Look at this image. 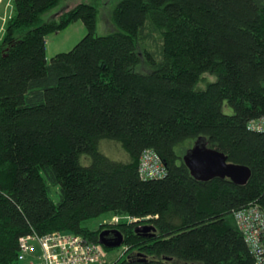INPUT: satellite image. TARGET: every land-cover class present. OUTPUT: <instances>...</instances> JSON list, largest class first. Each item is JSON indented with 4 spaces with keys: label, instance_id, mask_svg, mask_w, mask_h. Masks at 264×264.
<instances>
[{
    "label": "trees",
    "instance_id": "1",
    "mask_svg": "<svg viewBox=\"0 0 264 264\" xmlns=\"http://www.w3.org/2000/svg\"><path fill=\"white\" fill-rule=\"evenodd\" d=\"M63 1L12 0L0 41V264H19L23 236L101 245L105 227L125 238L105 264H256L235 212L264 210V132L249 127L264 116V0H118L103 35V0L45 18ZM77 21L85 36L48 59L47 37ZM199 137L248 182L194 178L182 153ZM148 150L164 177L141 176ZM145 218L154 236L136 232Z\"/></svg>",
    "mask_w": 264,
    "mask_h": 264
},
{
    "label": "built area",
    "instance_id": "2",
    "mask_svg": "<svg viewBox=\"0 0 264 264\" xmlns=\"http://www.w3.org/2000/svg\"><path fill=\"white\" fill-rule=\"evenodd\" d=\"M249 127L264 132V116L251 121ZM140 174L144 179L162 178L166 169L159 156L148 150L142 156ZM235 219L255 263L264 264V210L250 205L237 210ZM121 220L119 216L111 218L112 224ZM18 260L19 264H105L110 259L109 253L99 244L87 242L79 235L54 232L21 237Z\"/></svg>",
    "mask_w": 264,
    "mask_h": 264
},
{
    "label": "rangeland",
    "instance_id": "3",
    "mask_svg": "<svg viewBox=\"0 0 264 264\" xmlns=\"http://www.w3.org/2000/svg\"><path fill=\"white\" fill-rule=\"evenodd\" d=\"M86 0H64L60 3V5L54 9L50 14L46 15L45 18L50 17L54 13L61 12L67 8L73 7L79 2H84ZM118 0H103L100 3V14L98 18V30L97 33L99 35L107 34L111 30H109L110 26L109 23V15L112 12L117 4ZM12 14V0H2L0 2V39L2 37V28L5 26L6 21L9 19L10 15ZM109 30V31H107ZM86 34V29L84 24L81 21H77L70 25L66 30L52 33L47 37L46 45H47V56L48 59H51L58 53L68 52L71 50ZM229 110L228 108H226ZM194 142L190 143L192 147ZM188 148V149H189ZM102 149L104 152L111 158L115 160L123 159L125 157V152L121 147H119L114 142H104L102 143ZM188 149H185L182 153V156L186 153ZM179 151V150H178ZM119 158V159H117ZM52 197L55 201L58 200L57 194L53 193ZM105 221H111L110 218L103 219L98 218L86 223V226L90 228H98L102 223ZM125 247L120 246L118 248L112 249L109 253V259L114 261L116 258L119 257L120 253H122Z\"/></svg>",
    "mask_w": 264,
    "mask_h": 264
},
{
    "label": "water",
    "instance_id": "4",
    "mask_svg": "<svg viewBox=\"0 0 264 264\" xmlns=\"http://www.w3.org/2000/svg\"><path fill=\"white\" fill-rule=\"evenodd\" d=\"M183 162L190 170L192 176L200 181H209L214 178H228L238 185H244L252 175V170L248 166L235 164L228 161V157L218 149L208 145L205 138L199 137L194 145L190 147L182 156ZM147 221V219H143ZM156 227L153 225L139 226L138 233L152 232L155 235ZM108 232L100 234L99 242L108 248H117L123 245L125 238L120 230H114L113 239L108 240L104 236Z\"/></svg>",
    "mask_w": 264,
    "mask_h": 264
},
{
    "label": "flooded vegetation",
    "instance_id": "5",
    "mask_svg": "<svg viewBox=\"0 0 264 264\" xmlns=\"http://www.w3.org/2000/svg\"><path fill=\"white\" fill-rule=\"evenodd\" d=\"M141 226H143V225H149V223H148V221L147 222H145V223H142V224H140ZM114 230H118L117 228H113V227H105V228H103V230H102V232H108L104 237L106 238V239H108V240H111V239H113V237H114V234L112 233V231H114ZM101 232V233H102ZM100 233V234H101Z\"/></svg>",
    "mask_w": 264,
    "mask_h": 264
},
{
    "label": "crops",
    "instance_id": "6",
    "mask_svg": "<svg viewBox=\"0 0 264 264\" xmlns=\"http://www.w3.org/2000/svg\"><path fill=\"white\" fill-rule=\"evenodd\" d=\"M2 0H0V2H1ZM3 32H4V27L2 28V36H3ZM1 39H2V37H1ZM1 39H0V41H1ZM195 143V142H194ZM194 145V144H193ZM110 254V253H109Z\"/></svg>",
    "mask_w": 264,
    "mask_h": 264
}]
</instances>
